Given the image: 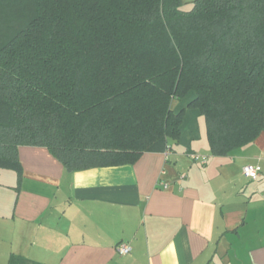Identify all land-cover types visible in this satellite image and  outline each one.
I'll return each instance as SVG.
<instances>
[{
  "label": "trees",
  "instance_id": "trees-1",
  "mask_svg": "<svg viewBox=\"0 0 264 264\" xmlns=\"http://www.w3.org/2000/svg\"><path fill=\"white\" fill-rule=\"evenodd\" d=\"M182 4L0 0V168L20 174L23 145L47 147L68 171L134 163L180 140L187 107L204 117L213 155L254 142L264 0Z\"/></svg>",
  "mask_w": 264,
  "mask_h": 264
},
{
  "label": "crops",
  "instance_id": "crops-1",
  "mask_svg": "<svg viewBox=\"0 0 264 264\" xmlns=\"http://www.w3.org/2000/svg\"><path fill=\"white\" fill-rule=\"evenodd\" d=\"M201 116L187 107L168 158L68 171L47 147L20 146L21 173L0 168V264H264V132L216 156ZM256 163L259 179L245 177Z\"/></svg>",
  "mask_w": 264,
  "mask_h": 264
},
{
  "label": "built area",
  "instance_id": "built-area-1",
  "mask_svg": "<svg viewBox=\"0 0 264 264\" xmlns=\"http://www.w3.org/2000/svg\"><path fill=\"white\" fill-rule=\"evenodd\" d=\"M171 152V147L168 146L167 149L164 151L166 157L168 158V156L170 155ZM191 158L194 160H199L202 163H206V156H203L201 154H192ZM242 172L243 175L247 178H250L252 180H258L259 177L262 175L263 173V168L260 164L256 163V164H246L243 166L242 168ZM117 250L120 254H129L132 250V247L126 243V242H121L117 245Z\"/></svg>",
  "mask_w": 264,
  "mask_h": 264
},
{
  "label": "rangeland",
  "instance_id": "rangeland-1",
  "mask_svg": "<svg viewBox=\"0 0 264 264\" xmlns=\"http://www.w3.org/2000/svg\"><path fill=\"white\" fill-rule=\"evenodd\" d=\"M194 7V0H183V4H182V8L184 10H191ZM185 102L184 100L180 101ZM176 107H178L179 103H175ZM201 123H202V129H204V125H205V120L204 117L201 116Z\"/></svg>",
  "mask_w": 264,
  "mask_h": 264
}]
</instances>
